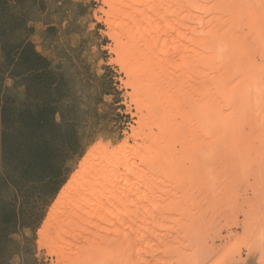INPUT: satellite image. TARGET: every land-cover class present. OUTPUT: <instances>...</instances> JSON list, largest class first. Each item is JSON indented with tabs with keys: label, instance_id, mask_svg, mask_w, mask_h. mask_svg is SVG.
Wrapping results in <instances>:
<instances>
[{
	"label": "bare ground",
	"instance_id": "6f19581e",
	"mask_svg": "<svg viewBox=\"0 0 264 264\" xmlns=\"http://www.w3.org/2000/svg\"><path fill=\"white\" fill-rule=\"evenodd\" d=\"M100 1L136 126L83 157L41 248L51 264H229L243 248L264 264V0Z\"/></svg>",
	"mask_w": 264,
	"mask_h": 264
},
{
	"label": "rangeland",
	"instance_id": "374dc122",
	"mask_svg": "<svg viewBox=\"0 0 264 264\" xmlns=\"http://www.w3.org/2000/svg\"><path fill=\"white\" fill-rule=\"evenodd\" d=\"M43 2L50 5L51 0ZM13 3L15 0L0 3L4 8L0 26L10 37L8 48L0 51V61H9L0 89V145L12 166L10 173L0 175V234L19 242L22 258L26 243L20 236L23 225L29 247L35 245L38 264H51L39 244L38 230L53 202L90 150L99 144L116 147L124 132L136 126V108L128 105L131 89L123 85L124 74L108 49L111 41L106 27L95 16L100 0H70L56 11L46 8L39 20L29 21L41 33L31 43L27 31L17 27L21 7H9ZM97 51L104 52L111 62L105 65L111 73V88L107 82L102 88L94 76L92 54ZM13 68L14 76L9 74ZM14 80L21 82L13 87ZM68 98L73 100L75 131L61 129L53 137V118L62 103L69 106ZM10 252L15 257V246L6 242L3 258L10 259ZM246 255L243 248L241 258L229 264H259L255 252Z\"/></svg>",
	"mask_w": 264,
	"mask_h": 264
},
{
	"label": "snow or ice",
	"instance_id": "6c2138e0",
	"mask_svg": "<svg viewBox=\"0 0 264 264\" xmlns=\"http://www.w3.org/2000/svg\"><path fill=\"white\" fill-rule=\"evenodd\" d=\"M4 0H0V3H3ZM70 3V0H64L63 3H58L57 0H51L50 5H46L43 0L39 2V12L36 11L37 0H15V3L9 5L11 8H15L17 4L21 7V23L17 24V27H23L28 36L26 39L31 43L32 41L38 40L41 33L37 30L35 23L29 24V21H35L40 19V14L45 12L46 8H51L52 11L59 10L67 6ZM29 12L32 14L29 15ZM4 16V8L0 7V25H2ZM10 37L5 34L0 26V51H4L8 48ZM23 43V40L21 41ZM34 47V44H33ZM7 63L9 61L7 59L0 61V89L4 86L5 73L8 71ZM111 62L107 60V56L104 52L97 51L92 54V64L94 66V76L99 80L101 87L103 88L105 83L107 82L108 88H111V73L108 68L105 67L106 64H110ZM10 75H15V68H13ZM108 78L107 81L105 78ZM21 81L14 80L13 87H16ZM107 99V97H104ZM69 106L64 107V103H62L59 107L58 113L54 116L52 121V130L53 137L56 134L60 133V130L63 129L65 132H74L75 131V122L76 115L74 109L72 107L73 100L72 98H68L66 101ZM70 139V138H69ZM12 170V166L9 163V157L3 154V146L0 145V175L5 173H10ZM15 183V181H13ZM15 198V194L13 195ZM3 201V194L0 193V202ZM23 225H21L20 236L23 237L26 241L24 245V253L25 255L20 258V244L15 238H7L6 236L0 234V264H38V261L35 257L34 248L35 245L32 244V247H29V242H27V237L22 231ZM6 242L8 244H12L15 246V257L12 256L10 252L8 255L10 259L6 260L3 258Z\"/></svg>",
	"mask_w": 264,
	"mask_h": 264
}]
</instances>
